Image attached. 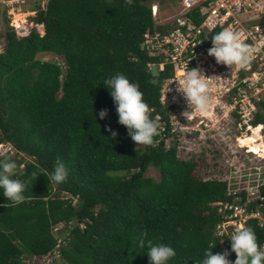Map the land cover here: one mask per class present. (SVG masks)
<instances>
[{
  "label": "trees",
  "instance_id": "16d2710c",
  "mask_svg": "<svg viewBox=\"0 0 264 264\" xmlns=\"http://www.w3.org/2000/svg\"><path fill=\"white\" fill-rule=\"evenodd\" d=\"M152 2L48 0L44 10L34 7L42 36L35 29L21 38L6 31L0 54V144L15 151V157L7 153L27 188L19 204L0 195V264H26L24 259L56 248L65 264H149L147 246L136 245L141 230L154 243L176 250L168 264H197L206 248L223 251L221 238L230 247L226 234L216 235L222 221L217 202H235L226 183L201 180L194 164L176 156V142L165 147L174 108L163 107L159 99L173 72L165 66L154 74L147 67L158 63L142 45L144 34L157 27ZM38 53L62 58L65 70L37 60ZM116 72L139 83L150 115L165 123L155 146L136 145L118 123L102 84ZM102 108L107 113L101 119L96 113ZM259 111L253 125L264 120V95ZM57 157L69 170L58 186L48 176ZM149 167L159 172V181L144 176ZM262 210L264 215V204ZM57 224L61 228L52 232ZM245 224L261 245L264 231L257 221ZM228 258L234 260L235 253Z\"/></svg>",
  "mask_w": 264,
  "mask_h": 264
},
{
  "label": "built area",
  "instance_id": "2783aa9c",
  "mask_svg": "<svg viewBox=\"0 0 264 264\" xmlns=\"http://www.w3.org/2000/svg\"><path fill=\"white\" fill-rule=\"evenodd\" d=\"M37 1L40 0H0V5L8 15L10 8H23ZM151 7L152 20L157 27L144 34L142 45L148 57L158 59L157 64L149 63L148 69L157 65L158 71H163L165 66H170L173 72L162 84L159 101L165 108H174L167 129L169 136L179 141L180 159L184 161L187 158L191 141H198V146L206 151L231 156L234 164L237 163L235 168H242L245 172L227 182L216 180L226 183L227 195L235 200L232 203L217 202L219 217L222 218L217 224V233L227 230L223 234L229 236L240 224L252 219L264 231V196L261 194V188L264 187V154L259 156L239 143V138L249 135L251 129L257 127H260L259 142L264 141V120L252 125L261 112L259 103L263 102L264 95V0H179L177 13L171 20L164 22L156 19L157 6ZM229 25L240 32L255 50L246 67L229 68L218 64L207 52L211 47L212 34ZM186 61L189 68L209 71L205 76L214 104L211 117L194 114L190 120L193 123L180 127V119L176 114L180 110L184 111L187 105L178 91V83L182 79ZM167 85L170 91L166 90ZM262 116L264 119V111ZM156 119L160 126L159 132H162L165 123L160 121V116H156ZM214 136L218 137L214 138L215 145L222 144L215 150L208 143ZM59 228L56 225L53 229L56 231ZM261 246H264V242ZM59 252L56 248L52 254L41 258L34 256L25 262L37 264L51 261L52 264L60 256Z\"/></svg>",
  "mask_w": 264,
  "mask_h": 264
},
{
  "label": "clouds",
  "instance_id": "9594fccd",
  "mask_svg": "<svg viewBox=\"0 0 264 264\" xmlns=\"http://www.w3.org/2000/svg\"><path fill=\"white\" fill-rule=\"evenodd\" d=\"M133 2L134 0H125L127 5H132ZM210 40L211 47L207 49V52L218 64L222 63L229 68L233 66L243 68L248 66L253 58L255 51L253 46L247 43L241 33L231 25L214 32ZM102 84L112 98L118 123L126 127L131 140L136 145L155 146L156 137L159 135V122L150 115L151 108L143 98L144 94L139 83L130 80L124 73L116 72L106 77ZM168 85L166 90L170 91ZM178 91L182 93L187 105L181 113L183 117L190 119L194 114L206 117L213 115L214 100L210 96L207 76L197 67L189 68L187 61L182 79L178 83ZM106 113L107 109L102 108L96 116L102 119ZM110 131L112 137L117 135L115 130L110 129ZM16 169V161L7 152L0 154V195L13 204L22 203L26 199L24 192L27 188V182L16 175ZM68 171L64 160L57 157L48 176L50 181L58 186L67 180ZM32 176L37 178L40 175L38 172H33ZM223 239L218 240L223 241ZM228 240L230 247L223 251L214 253L211 250L213 246L206 248L197 264H264V246L258 244L257 235L252 226L240 224L231 232ZM136 245L140 248L147 246L149 264H168L169 259L176 255V250L170 244L154 243L152 239L147 238V232L143 230L137 234ZM230 252L235 253L234 260L228 258Z\"/></svg>",
  "mask_w": 264,
  "mask_h": 264
},
{
  "label": "rangeland",
  "instance_id": "374dc122",
  "mask_svg": "<svg viewBox=\"0 0 264 264\" xmlns=\"http://www.w3.org/2000/svg\"><path fill=\"white\" fill-rule=\"evenodd\" d=\"M48 0H40L39 2H34L29 5H25L23 8H10V12L7 15L5 9L0 5V54L3 53V51L6 48V38L5 33L8 29H11L16 37L21 38L27 36L32 29H35L37 33L42 36L44 34V27L42 24H36L34 21V18L36 16L37 10H35L37 7L36 5L39 4L40 10H44L46 7ZM179 0H153V2L150 5V10L152 14V5L157 6V15L156 19L158 21L164 22L166 20H171L174 15L177 13V5ZM36 7V8H34ZM12 10V11H11ZM11 12H21V13H27V16L24 18V24H22L18 30L15 26L12 25V17L13 15H10ZM29 13V14H28ZM152 18V16H151ZM11 21V22H10ZM170 22V21H168ZM37 60L46 61V62H55L58 65L61 66L63 70H65L63 60L60 57L55 56L52 53H38L35 57ZM152 66V65H151ZM159 67H151V71H153L154 74L158 73ZM205 75L209 73L208 70H203ZM183 111H178L176 114L177 117L180 119V127H185L187 123L191 122L190 119H186L181 115ZM193 123V122H191ZM183 130V129H182ZM214 138H218L214 136L213 138H210L209 146L212 147L214 150L215 148H218L222 144H216L214 142ZM176 142L175 148L176 156L180 159V154L178 152V145L179 141L177 139L168 138L165 142V147H171L172 144ZM242 144V142H239ZM6 144L0 145V154L6 153V151L10 150L9 146H4ZM11 155L15 157V151L13 149L10 150ZM181 160V159H180ZM191 160V163L194 164V174L197 175L201 180H224L229 181L232 177L240 176L241 172L245 173L242 168H235L234 160L231 158V156H227L221 153H218L217 151H206V149L201 148L198 146V141H191L190 143V152L187 155V158H185L184 161ZM212 165V166H211ZM145 177L152 178L153 180L159 181L160 175L159 172L153 168L149 167L146 171ZM256 180L257 184H260V182ZM228 184V183H227ZM75 223V221H73ZM73 223V224H74ZM57 227H61V224H57ZM227 231V230H226ZM216 233L217 236H221L224 232ZM52 232H55V229L52 230ZM231 234V233H230ZM229 234V235H230ZM220 248H225L226 243L223 239V241H219ZM67 246V245H66ZM26 261V259H24ZM37 264H51V261H44L43 263L37 262ZM52 264H65L64 260L59 256L57 258V261L53 262Z\"/></svg>",
  "mask_w": 264,
  "mask_h": 264
},
{
  "label": "bare ground",
  "instance_id": "6f19581e",
  "mask_svg": "<svg viewBox=\"0 0 264 264\" xmlns=\"http://www.w3.org/2000/svg\"><path fill=\"white\" fill-rule=\"evenodd\" d=\"M10 15H13L12 25L19 30L20 26L24 24V18L27 16V13L11 12ZM259 130L260 127L252 128L249 135H246L243 138H239V142H242L244 146L249 147L251 150L250 152L258 153L259 156H262L264 154V141L259 142Z\"/></svg>",
  "mask_w": 264,
  "mask_h": 264
}]
</instances>
